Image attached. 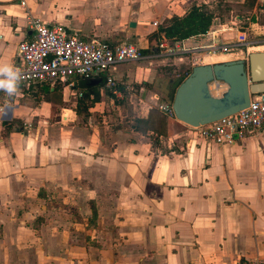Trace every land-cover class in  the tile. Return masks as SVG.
<instances>
[{
  "label": "crops",
  "instance_id": "0c3cea01",
  "mask_svg": "<svg viewBox=\"0 0 264 264\" xmlns=\"http://www.w3.org/2000/svg\"><path fill=\"white\" fill-rule=\"evenodd\" d=\"M189 2L0 0V66L18 62V44L33 37V17L84 40L134 43L145 55L110 70L117 95L104 88L103 76L92 78L103 84L91 87L79 80L76 89L21 84L12 96L0 90L6 108L0 113V264L264 263V132L217 144L155 106V95L170 104L157 89L154 58L164 36L148 35L184 15ZM135 4L141 10H132ZM258 6L264 11V0L252 9ZM252 22L261 35L254 43L264 47V24ZM237 32L238 40L247 38ZM196 41L208 44L207 37ZM92 87L100 101L87 100V111L79 112ZM145 97L148 106L133 105ZM128 101L133 106L124 110ZM106 109L133 118L113 130L93 123V115L106 121Z\"/></svg>",
  "mask_w": 264,
  "mask_h": 264
},
{
  "label": "built area",
  "instance_id": "2783aa9c",
  "mask_svg": "<svg viewBox=\"0 0 264 264\" xmlns=\"http://www.w3.org/2000/svg\"><path fill=\"white\" fill-rule=\"evenodd\" d=\"M22 4L24 2L22 1ZM157 26V23L153 24ZM28 28L33 37L21 41L17 46L16 59L12 67L20 72L21 84H60L70 89H76L79 80L94 77H104V88L113 94H118L117 81L110 70L119 64L136 62L144 59L142 49L134 43L121 42L110 44L98 38L84 40L75 33H69L64 26L51 25L41 18H30ZM207 37L205 46L195 45L199 38ZM245 38L237 42L225 43L218 39L214 32L190 37L183 41H173L162 38L158 43V53L154 58H170L198 51L216 56L231 53L229 51L246 50L247 57L252 47L258 46ZM247 59V58H246ZM212 86V93L223 90ZM82 97L83 92L79 91ZM158 95L154 96L155 106L174 116L171 104H161ZM6 108L0 105V113ZM62 117L68 118L67 114ZM1 123V120H0ZM199 137L217 144H232L237 139L254 136L264 132V95H252L250 105L228 117L197 128ZM238 264H264L257 260H244Z\"/></svg>",
  "mask_w": 264,
  "mask_h": 264
},
{
  "label": "water",
  "instance_id": "95a60500",
  "mask_svg": "<svg viewBox=\"0 0 264 264\" xmlns=\"http://www.w3.org/2000/svg\"><path fill=\"white\" fill-rule=\"evenodd\" d=\"M85 84L97 86L103 80L88 79ZM221 85L226 90L215 96L211 87ZM252 95H264V51L249 53L247 59L194 66L176 87L170 104L177 120L197 128L247 108Z\"/></svg>",
  "mask_w": 264,
  "mask_h": 264
},
{
  "label": "rangeland",
  "instance_id": "374dc122",
  "mask_svg": "<svg viewBox=\"0 0 264 264\" xmlns=\"http://www.w3.org/2000/svg\"><path fill=\"white\" fill-rule=\"evenodd\" d=\"M192 3L197 4H207L209 8L215 13L217 19L214 23H212L211 29L212 32L218 35L219 38L224 37L225 42H236L239 38L237 37V31H243L246 33V39L249 42H258L260 41L261 35L258 34V30L253 29L251 24L252 18H255V23L259 25L264 24V11L260 10V6L253 8L251 7V0H190L189 5ZM145 7V6H142ZM141 6L138 4L133 5L132 10H141ZM131 16L133 18L138 17V11L132 13ZM241 17V18H240ZM213 27V28H212ZM128 42V41H124ZM158 42V39H157ZM243 53L239 52L238 50L229 51L231 53H235L236 57H244L247 58L246 50L243 49ZM264 51V47H252L249 53L252 52H259ZM144 55V54H143ZM145 56V55H144ZM241 59V58H240ZM237 59V60H240ZM158 61L156 63L160 67L159 73L160 76L156 78L158 82L157 89L158 91H164L167 87H169L170 92H175L176 87L187 76V73L192 70L194 66L197 65H206V63L202 62H213L214 60H218L214 63H207V64H215V63H223L227 61L233 60H226L221 58H214V59H206L204 60L203 57L198 55H193V53H189L186 55H179L177 57H170V58H155ZM162 60H166L162 62ZM224 60V61H221ZM142 61V60H140ZM200 63V64H197ZM196 64V65H194ZM135 86V85H134ZM226 90V87L223 88L220 92H214L215 96H220L222 92ZM104 92V91H101ZM163 97L167 99V95L164 92H161ZM102 94V93H101ZM148 98L145 97V100L142 102L140 100L133 101V105H136L138 108L148 106L147 105ZM168 100V99H167ZM172 101V100H171ZM169 100V103H171ZM136 102V103H135ZM129 101L126 102L124 105V110H129L133 106ZM104 110L102 107L100 110ZM109 109L105 110V117L106 121L103 122V119L99 118L98 115H93L92 122L96 123V125L104 127L107 126L110 130L116 128L117 126H121L122 124L128 125L127 120H130L131 117L133 118L134 113H125V111L121 112V115H118L117 111H108ZM138 112H141V109H138ZM137 115V113H135ZM136 117V116H135Z\"/></svg>",
  "mask_w": 264,
  "mask_h": 264
},
{
  "label": "trees",
  "instance_id": "16d2710c",
  "mask_svg": "<svg viewBox=\"0 0 264 264\" xmlns=\"http://www.w3.org/2000/svg\"><path fill=\"white\" fill-rule=\"evenodd\" d=\"M255 2L256 0H251V7ZM215 18H217L215 13L207 4L192 3L184 15H174L160 23L157 32L152 31L148 35V39L153 40L155 38H160L163 35L173 41H183L190 37L203 35L209 31ZM190 72H188L187 75ZM161 92H164V94L167 95L168 101L172 100L174 94L173 92H170L169 87ZM90 99L93 103L98 102L101 99L100 92L94 87L86 89L84 92L83 98L79 101V112L87 111L88 106L86 102ZM99 118L101 119L100 116Z\"/></svg>",
  "mask_w": 264,
  "mask_h": 264
},
{
  "label": "clouds",
  "instance_id": "9594fccd",
  "mask_svg": "<svg viewBox=\"0 0 264 264\" xmlns=\"http://www.w3.org/2000/svg\"><path fill=\"white\" fill-rule=\"evenodd\" d=\"M20 72L11 65L0 66V90L12 96L17 92Z\"/></svg>",
  "mask_w": 264,
  "mask_h": 264
},
{
  "label": "bare ground",
  "instance_id": "6f19581e",
  "mask_svg": "<svg viewBox=\"0 0 264 264\" xmlns=\"http://www.w3.org/2000/svg\"><path fill=\"white\" fill-rule=\"evenodd\" d=\"M224 56V55H223Z\"/></svg>",
  "mask_w": 264,
  "mask_h": 264
}]
</instances>
